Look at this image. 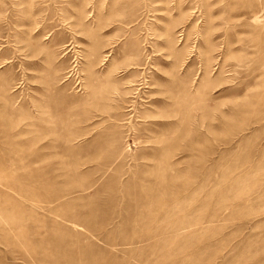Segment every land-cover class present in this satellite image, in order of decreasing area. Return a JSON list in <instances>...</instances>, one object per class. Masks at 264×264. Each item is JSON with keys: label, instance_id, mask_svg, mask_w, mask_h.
Returning a JSON list of instances; mask_svg holds the SVG:
<instances>
[{"label": "rangeland", "instance_id": "rangeland-1", "mask_svg": "<svg viewBox=\"0 0 264 264\" xmlns=\"http://www.w3.org/2000/svg\"><path fill=\"white\" fill-rule=\"evenodd\" d=\"M0 264H264V0H0Z\"/></svg>", "mask_w": 264, "mask_h": 264}]
</instances>
